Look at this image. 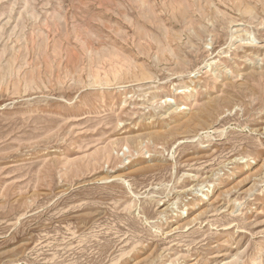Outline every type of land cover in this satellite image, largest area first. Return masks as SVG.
<instances>
[{"label": "rangeland", "instance_id": "obj_1", "mask_svg": "<svg viewBox=\"0 0 264 264\" xmlns=\"http://www.w3.org/2000/svg\"><path fill=\"white\" fill-rule=\"evenodd\" d=\"M0 264H264V0H0Z\"/></svg>", "mask_w": 264, "mask_h": 264}, {"label": "bare ground", "instance_id": "obj_2", "mask_svg": "<svg viewBox=\"0 0 264 264\" xmlns=\"http://www.w3.org/2000/svg\"><path fill=\"white\" fill-rule=\"evenodd\" d=\"M178 4V3H177ZM178 7V6H177ZM196 7V6H195ZM174 9V8H173ZM251 8L249 6H244V11L247 12V13H250L251 12ZM179 11V10H178ZM187 12V11H186ZM246 14V13H245ZM130 71V70H129ZM148 72V71H147ZM146 72V70L142 67H139V72L137 71V73H134L133 77H136L134 79H146L148 78L149 79V74ZM125 75H123L124 77ZM125 78V77H124ZM116 79V78H115ZM118 80V79H117ZM119 81V80H118ZM29 82V81H28ZM201 120V116L197 115V116H194V115H191L187 118H184V120H182L181 122H179V124L177 125L178 127L180 126L179 129H182V128H189L190 126H192L193 123L197 122V121H200ZM200 124V123H198ZM182 127V128H181Z\"/></svg>", "mask_w": 264, "mask_h": 264}]
</instances>
